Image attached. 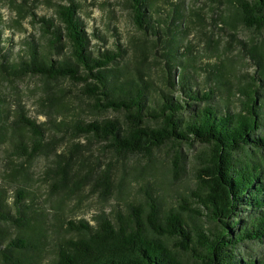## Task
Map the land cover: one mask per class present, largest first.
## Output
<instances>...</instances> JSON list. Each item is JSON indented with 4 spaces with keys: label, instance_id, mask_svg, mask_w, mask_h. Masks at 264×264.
Instances as JSON below:
<instances>
[{
    "label": "trees",
    "instance_id": "16d2710c",
    "mask_svg": "<svg viewBox=\"0 0 264 264\" xmlns=\"http://www.w3.org/2000/svg\"><path fill=\"white\" fill-rule=\"evenodd\" d=\"M125 1L131 59L76 0L16 3L40 35L0 48V264H264V0Z\"/></svg>",
    "mask_w": 264,
    "mask_h": 264
},
{
    "label": "rangeland",
    "instance_id": "374dc122",
    "mask_svg": "<svg viewBox=\"0 0 264 264\" xmlns=\"http://www.w3.org/2000/svg\"><path fill=\"white\" fill-rule=\"evenodd\" d=\"M24 0H16L14 3H12L10 0H0V22L4 27V31L2 33L3 39L8 38V40H2L0 42V48L1 51H3L4 54L10 53V54H16L17 52L21 51V41L23 39L29 38V36H32L34 39H38L40 32L38 30V25L32 21V18L30 16L25 17V19L22 21V27L21 29H14L9 26L11 20L15 18L16 12L15 7L16 3L19 2V4L23 5ZM25 6L31 5L32 8H34V11L38 15H45V14H53V9L50 7L55 2H61L65 3L66 0H50L47 2V0H26ZM68 2V0H67ZM76 2L79 4V14L85 24V29L88 33V38L90 40L91 45H95V48H100L101 50L104 49H110L114 47L115 45L119 44L121 47H123L126 50V58L131 59L134 52H135V46L132 47L131 45V36L134 35V27L131 24L130 21V12L127 8L126 1L125 0H76ZM34 3V4H33ZM207 30V36L211 37L214 35V39H211L212 42L217 41V43H220L222 45L225 40V36L223 34H216L219 33L217 31H214L213 27L211 26L210 22L207 21L205 27ZM203 28V31L206 32ZM96 32L98 35H96ZM215 33V34H212ZM102 35V38L99 36ZM239 40H244L245 36L240 34ZM207 42L203 41L201 43V47H205ZM211 44V42H210ZM221 47V46H220ZM234 53L238 54L239 48L238 46H234ZM244 60L249 61L246 57L241 55ZM250 65V62H249ZM248 71H252V68H249ZM1 79V85H5L6 83H2ZM5 82V81H4ZM31 83V87H34V80L28 81L27 84ZM20 88H22L23 92L20 94L23 95V99L26 102L27 106L29 107V110L32 112L33 116L36 115V110L38 107L36 106V96L33 95V99H28L26 97L25 88L26 84L25 82L20 85ZM69 95L67 97L73 98L71 95H73L72 92L68 93ZM41 95V94H40ZM39 97V93L37 95V99ZM75 101V100H74ZM76 106H79L78 102L74 103ZM38 119L40 121H43L45 118L43 116H39ZM79 154H83L84 156H87L89 154V150L79 152ZM77 155V157L82 158L83 155ZM95 155L96 152L94 153ZM77 157L74 158V160L77 159ZM37 168L36 172H40ZM46 190V186L43 188V192ZM87 203V202H86ZM112 203L109 201L107 203V206ZM92 208V206L90 207ZM82 210H76L73 214H76V218L84 217L87 220H90L94 212H96L93 208L89 211L85 210V208H81Z\"/></svg>",
    "mask_w": 264,
    "mask_h": 264
}]
</instances>
